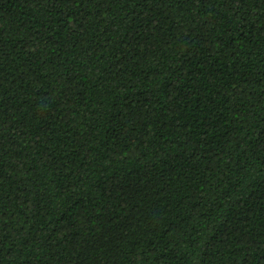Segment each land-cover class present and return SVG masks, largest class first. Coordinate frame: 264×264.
<instances>
[{
  "label": "trees",
  "instance_id": "1",
  "mask_svg": "<svg viewBox=\"0 0 264 264\" xmlns=\"http://www.w3.org/2000/svg\"><path fill=\"white\" fill-rule=\"evenodd\" d=\"M0 264H264V0H0Z\"/></svg>",
  "mask_w": 264,
  "mask_h": 264
}]
</instances>
